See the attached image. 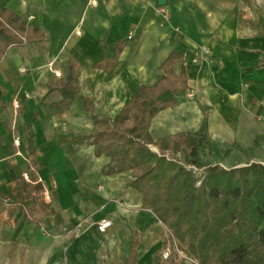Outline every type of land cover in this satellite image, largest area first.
<instances>
[{
  "label": "crops",
  "instance_id": "obj_1",
  "mask_svg": "<svg viewBox=\"0 0 264 264\" xmlns=\"http://www.w3.org/2000/svg\"><path fill=\"white\" fill-rule=\"evenodd\" d=\"M161 3L0 0L41 34L0 58V264H118L135 233L137 264H154L167 230L129 186L133 172H108L118 162L96 154L84 98L112 121L171 53L187 87L152 118L153 139L203 119L209 134L264 131V0Z\"/></svg>",
  "mask_w": 264,
  "mask_h": 264
},
{
  "label": "trees",
  "instance_id": "obj_2",
  "mask_svg": "<svg viewBox=\"0 0 264 264\" xmlns=\"http://www.w3.org/2000/svg\"><path fill=\"white\" fill-rule=\"evenodd\" d=\"M34 34L41 37L26 20L0 9V58L9 46L31 41ZM180 58L171 53L163 63L165 75L153 86H139L112 121L97 118L84 98L93 118L95 152L118 162L108 172H133L129 186L142 193V207L156 216L168 240L186 258L196 264H264V165L253 162L231 169L213 165L197 184V177L175 155L181 152L186 163L200 165L198 145L207 138L206 120L194 133L156 139L149 133L152 118L186 90L184 68L179 76L171 68ZM136 248L135 233L118 264H137ZM162 261L161 252L154 264Z\"/></svg>",
  "mask_w": 264,
  "mask_h": 264
},
{
  "label": "rangeland",
  "instance_id": "obj_3",
  "mask_svg": "<svg viewBox=\"0 0 264 264\" xmlns=\"http://www.w3.org/2000/svg\"><path fill=\"white\" fill-rule=\"evenodd\" d=\"M194 132L196 131L184 133ZM206 135V140L199 141L198 145L200 165L194 166L186 163L187 158L181 152L175 155L179 162L185 163L184 167L197 177V184L202 181L207 169L213 165H220L225 169L241 167L253 162L264 165V131H212L210 134L209 131H206ZM148 147L158 153L157 148L153 145ZM166 155L171 157L169 153ZM167 237L166 245L169 244L172 252L164 261L181 257L182 252L177 251L174 243Z\"/></svg>",
  "mask_w": 264,
  "mask_h": 264
},
{
  "label": "built area",
  "instance_id": "obj_4",
  "mask_svg": "<svg viewBox=\"0 0 264 264\" xmlns=\"http://www.w3.org/2000/svg\"><path fill=\"white\" fill-rule=\"evenodd\" d=\"M163 14L165 15V11L162 10ZM132 37V35H128V38L130 39ZM111 226V221L109 219H101L100 221L95 223V227L98 233H105L106 230ZM77 230L82 228V223H79L76 226ZM171 248L169 246V244L166 245V247H164L163 252H162V258L166 259L171 255Z\"/></svg>",
  "mask_w": 264,
  "mask_h": 264
},
{
  "label": "water",
  "instance_id": "obj_5",
  "mask_svg": "<svg viewBox=\"0 0 264 264\" xmlns=\"http://www.w3.org/2000/svg\"><path fill=\"white\" fill-rule=\"evenodd\" d=\"M161 1H162V0H158V3H159L160 5H162Z\"/></svg>",
  "mask_w": 264,
  "mask_h": 264
}]
</instances>
